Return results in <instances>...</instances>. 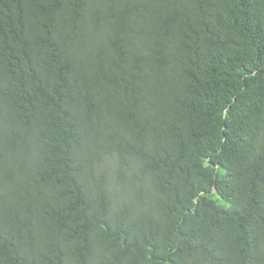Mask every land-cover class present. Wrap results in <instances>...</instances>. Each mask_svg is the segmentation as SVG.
<instances>
[{
  "label": "trees",
  "instance_id": "1",
  "mask_svg": "<svg viewBox=\"0 0 264 264\" xmlns=\"http://www.w3.org/2000/svg\"><path fill=\"white\" fill-rule=\"evenodd\" d=\"M0 264H264V0H0Z\"/></svg>",
  "mask_w": 264,
  "mask_h": 264
}]
</instances>
